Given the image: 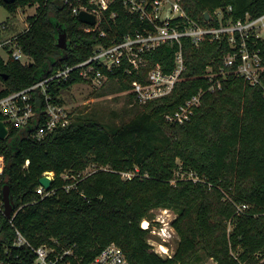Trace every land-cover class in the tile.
<instances>
[{"label":"trees","instance_id":"obj_1","mask_svg":"<svg viewBox=\"0 0 264 264\" xmlns=\"http://www.w3.org/2000/svg\"><path fill=\"white\" fill-rule=\"evenodd\" d=\"M184 1L188 13L202 20L206 11L214 14L228 5L236 19L264 12V0ZM35 4L28 27L15 35L18 47L31 59L22 62L13 49L7 59L0 52V97L87 59L97 44L110 45L143 25L122 0L103 12L96 30H86L88 24L64 0H0L13 16L19 8ZM59 29L68 33L67 49L57 45ZM182 42L187 67L173 90L143 103L120 125L77 116L41 138L10 125L9 135L0 140V154L5 156L0 197L9 183L17 213L11 221L0 211V259L34 264V249L14 244L18 228L35 247H71L73 264H88L112 242L123 247L131 264H196L202 252L218 264H264V88L231 70L227 78H214L222 80L220 88L209 89V66L219 71L225 65L228 45L208 39L195 45L191 37ZM258 46L264 57V40ZM177 47L164 43L153 49L147 54L149 64L172 71ZM126 65L111 78L122 80L126 89L135 79L146 81L145 68L128 74ZM86 81L75 70L68 79L51 81L47 91L53 102L62 104L64 89ZM200 90L201 103L189 121L166 119ZM32 94L42 124L48 100L40 87ZM50 171L51 187L41 195L40 178ZM127 171L132 177L123 176ZM178 171L194 174L174 182ZM69 184L73 186L67 188ZM239 203L248 207L238 212ZM155 207L178 210L173 225L180 239L172 257L153 249L150 228L142 226Z\"/></svg>","mask_w":264,"mask_h":264},{"label":"built area","instance_id":"obj_2","mask_svg":"<svg viewBox=\"0 0 264 264\" xmlns=\"http://www.w3.org/2000/svg\"><path fill=\"white\" fill-rule=\"evenodd\" d=\"M72 6V11L79 14L82 9L95 12L98 21L95 25L86 27V30H96L100 26L102 14L109 9L115 0H64ZM130 12L135 13L143 21L142 27H137L134 32L127 33L122 39L116 40L110 45L97 44L90 57L75 64L67 65L54 74L20 90H14L0 97V113L4 115L3 120L10 132V125L32 130L35 137H44L48 132L59 126H66L71 122V112L62 103L52 101L48 87L51 81H62L71 77L75 70L87 81L95 86H102L110 74H116L118 68L125 62V72L128 74L141 73L146 70V81L133 80V91L141 103L170 93L176 82L180 79L182 72L186 69V61L183 51V37H191L195 45L208 39L209 41H224L228 45L224 53L225 65L219 71H213L209 66L207 76L212 85L209 89L215 90L222 86L220 78H214L221 74L223 78L228 77L229 71L243 76L252 85H259L264 88V57L261 48L258 46L260 39L264 40V12L253 15L247 12L245 16L235 18L232 5L218 7L212 18L204 20L194 17L188 13L184 0H122ZM105 35L106 31L102 30ZM13 40V39H12ZM11 39L0 41L1 49L9 52L13 49L15 58L27 63L24 59L27 56L17 45L10 47ZM164 43H177L175 52L174 68L166 72L161 65H150L147 54ZM9 45V46H8ZM9 55V53H8ZM29 58V56H27ZM228 68H230L228 70ZM40 87L46 94L48 105L46 107V121L39 124L38 112L33 101L34 89ZM203 90L182 104L175 112L167 114L169 122L185 123L191 119L194 108L201 103ZM1 140V138H0ZM29 160H27V164ZM5 169V156L0 154V177ZM46 174H49L48 172ZM124 177H132L130 171L122 172ZM197 180L198 177H195ZM73 184L67 185L70 188ZM47 188L40 184L37 192L44 195ZM248 207L247 203H239L238 212ZM0 211L5 214L3 198L0 197ZM17 210L9 219L13 221ZM143 227L149 228V226ZM15 245L28 244L36 252L34 264H73L71 257L74 251L71 247L58 251L49 245L38 247L26 238L23 232L17 228ZM174 254L169 253L172 257ZM0 264H11L7 260L0 259ZM88 264H131L127 253L119 244L112 242L106 245Z\"/></svg>","mask_w":264,"mask_h":264},{"label":"rangeland","instance_id":"obj_3","mask_svg":"<svg viewBox=\"0 0 264 264\" xmlns=\"http://www.w3.org/2000/svg\"><path fill=\"white\" fill-rule=\"evenodd\" d=\"M37 6L38 4L28 6L25 10L19 8L13 16L6 7L0 5V36L11 39L10 47H16L15 35L28 27V16L36 12ZM7 51L1 49L6 59L9 57ZM23 58L31 59L27 56ZM3 87L4 83L0 79V90ZM61 96L64 99V106L71 112V118L93 117L110 125H120L128 121L142 108L143 104L134 93L133 86L126 89L122 80L113 77L102 86H95L92 82L73 84L70 88L64 89ZM91 168L92 166L87 170ZM48 173L54 176L53 171ZM193 174L192 171H178L174 182L178 178L189 179ZM178 214V210L172 207H155L151 209V215L146 217L150 222L148 241L153 245V249L163 256H169V253L174 254L176 251L180 235L173 222ZM231 229L232 226L229 224V230ZM196 264H218V262L202 252Z\"/></svg>","mask_w":264,"mask_h":264},{"label":"water","instance_id":"obj_4","mask_svg":"<svg viewBox=\"0 0 264 264\" xmlns=\"http://www.w3.org/2000/svg\"><path fill=\"white\" fill-rule=\"evenodd\" d=\"M6 2H14L16 0H5ZM79 19L87 24L95 25L98 21V16L95 12L82 9L78 14ZM205 17L207 20L212 18V15L209 11H206ZM70 41L68 38V33L66 30L59 29L57 33V45L63 49H67L70 47ZM7 77V75H6ZM9 135V128L3 119H0V138L4 139ZM54 176L50 174H44L40 178V183L45 186V188L49 189L52 184ZM3 201L5 205V215L7 217H12L14 212V204L11 198V186L9 183L4 184L3 186Z\"/></svg>","mask_w":264,"mask_h":264},{"label":"bare ground","instance_id":"obj_5","mask_svg":"<svg viewBox=\"0 0 264 264\" xmlns=\"http://www.w3.org/2000/svg\"><path fill=\"white\" fill-rule=\"evenodd\" d=\"M143 225L148 227L149 226V220L145 218L144 221H143ZM162 248L163 247L161 246V249Z\"/></svg>","mask_w":264,"mask_h":264},{"label":"crops","instance_id":"obj_6","mask_svg":"<svg viewBox=\"0 0 264 264\" xmlns=\"http://www.w3.org/2000/svg\"><path fill=\"white\" fill-rule=\"evenodd\" d=\"M27 7H28V6H26V7H25V8H23V9L25 10ZM35 11H36V10H35ZM34 13H35V12H34ZM34 13H33V14H34ZM29 15H31V14H29ZM27 56H28V55H27Z\"/></svg>","mask_w":264,"mask_h":264}]
</instances>
